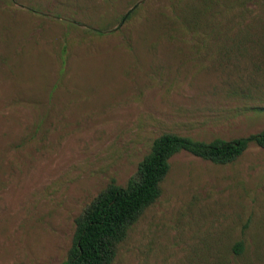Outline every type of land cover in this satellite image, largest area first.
I'll list each match as a JSON object with an SVG mask.
<instances>
[{
    "label": "rangeland",
    "instance_id": "1",
    "mask_svg": "<svg viewBox=\"0 0 264 264\" xmlns=\"http://www.w3.org/2000/svg\"><path fill=\"white\" fill-rule=\"evenodd\" d=\"M234 3L0 0V264H64L161 135L264 131V0ZM161 188L114 264H264V149L181 153Z\"/></svg>",
    "mask_w": 264,
    "mask_h": 264
},
{
    "label": "trees",
    "instance_id": "2",
    "mask_svg": "<svg viewBox=\"0 0 264 264\" xmlns=\"http://www.w3.org/2000/svg\"><path fill=\"white\" fill-rule=\"evenodd\" d=\"M234 4L242 5L240 0ZM135 12L131 11L128 17ZM199 28L194 26L195 36H199ZM253 144L264 149V131L247 138L212 142L177 134L161 135L125 187L112 181L84 208L76 219L73 244L64 264H114L133 226L160 199L161 185L172 169L175 156L189 153L224 166L236 162ZM242 247L243 243L238 244L237 250L241 252Z\"/></svg>",
    "mask_w": 264,
    "mask_h": 264
}]
</instances>
